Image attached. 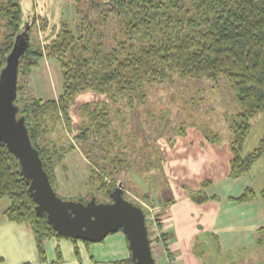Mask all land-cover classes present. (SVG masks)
<instances>
[{"label":"trees","instance_id":"obj_1","mask_svg":"<svg viewBox=\"0 0 264 264\" xmlns=\"http://www.w3.org/2000/svg\"><path fill=\"white\" fill-rule=\"evenodd\" d=\"M88 3L91 9L102 10L101 21L110 17L119 20L120 28L111 39L112 45L107 47L103 34L96 30L87 13L76 23L75 30L63 22L60 29L54 31L53 39L44 43L45 56L55 60L60 68V95L56 100L47 101L30 98L23 105L17 104V97L14 101L18 107L17 117L24 119L32 146L39 153L53 190L56 191L57 187L56 168L60 165L65 167L66 154L75 147H61L57 142L61 143L64 135L56 140L51 135L58 125L64 131L62 122L71 131L70 110L79 95L91 92L105 96V100L80 107L81 126L75 141L87 159L94 162L112 182L126 185V156L114 154V142L110 141L117 135L112 118L120 115V104L128 108L144 104L146 84H161L173 75L180 79L206 78L214 83L220 77L225 79L238 108L227 124L230 176L237 178L248 173L264 151L261 147L263 138L260 147L242 154L252 120L264 112V0H89ZM21 23L20 0H0V26L5 31L0 42V72ZM34 26L35 21L29 29L27 49L19 61L17 75L37 67L38 59L43 57L42 50L34 48L30 41ZM42 29L45 30L44 24ZM113 104L117 109H113ZM100 137L102 154L91 155L83 145L94 149L98 147ZM205 140L219 143L217 135L211 138L205 135ZM98 159L100 163L95 162ZM90 171L87 183L91 184L95 194L109 201L113 186L104 182L92 169ZM4 199L9 203L5 210L6 219L30 226L38 259L45 262L46 240L67 238L52 229L45 214L36 213L35 202L28 192L18 161L0 143V200ZM70 199L83 203L94 199L97 202L94 195L89 199ZM255 199L252 187H246L238 198L231 201L244 203ZM259 199L264 206V188ZM146 227L149 231L147 222ZM157 228L160 231L158 219ZM263 233L264 227L259 228L256 243L260 246L264 243ZM148 237L151 246L153 242L149 232ZM156 239L168 255L164 235L160 232ZM67 240L77 243V240ZM55 254L54 263H60L59 248ZM75 254L78 258L77 247ZM152 255L155 256L154 251ZM155 263L158 264L157 258ZM115 264H131V260Z\"/></svg>","mask_w":264,"mask_h":264},{"label":"rangeland","instance_id":"obj_2","mask_svg":"<svg viewBox=\"0 0 264 264\" xmlns=\"http://www.w3.org/2000/svg\"><path fill=\"white\" fill-rule=\"evenodd\" d=\"M25 1L32 4V12H35V26L32 29L30 41L34 48L42 50L43 57L38 59L37 67L18 75L17 85L20 87L16 96L18 105H23L30 98H42L41 100L43 101L52 100L47 98V96H39L40 92H44L45 95L50 94V87L53 89L50 79L54 83L55 90H59L60 80L58 75H60L61 79V74H58L60 72L59 66L57 75L56 72H52V75L47 79V74L40 62L42 59L48 60L44 53L45 41L53 39L54 31L57 32L63 22H66L75 30L76 23L83 14L87 13L96 30L103 34L107 47L112 45L111 39L120 28L119 20L116 18L110 17L107 21H101L100 13L102 10L91 9L88 3L89 0H22L20 5L22 4L23 22L26 21L25 18H29L27 17L28 8L25 5ZM42 24L45 25V30L42 29ZM4 32V28L0 26V42L3 41ZM52 63L56 64L57 62L52 60ZM144 91L146 93L144 104L136 105L134 108H128L124 104L118 106L120 115L112 118L113 127L117 135L110 138V141L114 142V154H125L126 156L127 167L125 168L124 179L127 184L124 185L123 196L126 200L142 209L143 204L152 205V202L146 194L140 192L143 189L138 184L146 186L144 190H152V192L156 188L161 191L166 189L164 184L166 179L162 176L163 172H165L162 165L164 162L163 154L168 148H172L175 142L178 143L183 140L188 143L193 142L196 139V134L202 135L204 139L205 135L210 138L213 135H217L219 143L213 144V147H217L218 160L223 163L224 156L230 154V133L227 124L231 116L238 110L237 104L223 77L218 78L217 83H214V81L206 78L180 79L173 75L161 84H146ZM99 100H105V96L91 92L79 95L70 110L72 119L71 131L62 122L64 131L58 125L55 129L56 131L52 132L51 138L54 140L58 136L64 135L62 142H57L61 147L71 145L75 147L66 156L78 150L86 159L89 169L88 176L84 181L74 183L73 179H71L64 182L66 185L64 193L56 187L57 196L64 200L73 197L89 199L91 195H94L97 202H108V199L104 198V196L95 194L91 184L87 183L91 169L98 173L104 182L110 184L113 188L116 187L117 183L112 182L94 165V162L89 161L81 146L75 141V136L81 126L80 107ZM112 107L115 109L116 105L113 104ZM263 138L264 112L252 120L249 135L243 145L242 154L246 155L260 147ZM101 141L100 137L96 145L98 147L94 149L88 148L86 145L83 146L90 151V154L92 153L91 155L97 153L100 156L102 154L100 149ZM261 147L264 150V143ZM95 162L100 163L99 159L95 160ZM225 163L227 164V161ZM209 172V168H203L199 165L197 173L193 172V174L195 173L194 175L197 174L202 177L206 174L210 178L211 173ZM245 175L252 177L253 187L258 188L257 190L264 188V151ZM206 180L208 179L206 178L205 182L201 183L203 187L208 182ZM155 181H157L158 186L156 188L153 186ZM148 186H151V188L148 189ZM74 188L76 190L75 193H73ZM3 201L8 202L7 199ZM148 230L153 242L151 247L154 253L155 250L158 251V254L161 250L163 252V248L157 243L156 234L153 233L152 227L149 226ZM261 237L264 240V233ZM77 243L83 242L77 241ZM201 243V248L203 250L207 249V251L201 250L204 254V260H202L204 264L226 263L225 255L218 257L213 242L208 244L207 240H205ZM249 248L250 250L245 252V255L250 257V264L256 263L257 259H260V264H264V243L261 246L254 244L249 246ZM166 260L174 262L169 255H165L161 264H167ZM172 262L171 264H173Z\"/></svg>","mask_w":264,"mask_h":264},{"label":"crops","instance_id":"obj_3","mask_svg":"<svg viewBox=\"0 0 264 264\" xmlns=\"http://www.w3.org/2000/svg\"><path fill=\"white\" fill-rule=\"evenodd\" d=\"M25 5L28 8V19L35 21L32 4L25 1ZM40 63L47 74V79L52 72H56L57 75V63H52L49 59H42ZM58 76L59 90H55L50 79L53 86V89L50 87V94L40 92L39 96H47L54 100L58 98L62 88V78ZM213 146V143L207 142L199 134H196L193 142L188 143L186 140L175 142L174 146L163 154L162 165L165 172L162 176L166 179V182L164 181L166 189L162 191L157 189V181L154 185L151 184L156 188L154 192L144 190L146 186L138 184L143 189L140 192L146 194L156 206L159 230L164 235L168 255L174 260V264H204L201 242L205 240L208 244L213 242L218 257L225 255L227 259L225 264H250V257L245 255V252L250 250L249 246L258 245L257 231L264 227V206L259 199V193L263 188L257 190L258 188L253 187L251 176L232 178L230 154L224 156L222 163L218 160L217 147ZM66 157L65 167L60 165L55 171L57 188L63 193L66 188L64 182L71 179L74 183L84 181L89 173L87 161L78 150ZM199 165L209 168L210 178L206 174L204 177L193 174L197 173ZM206 178L208 182L203 187L201 183L205 182ZM246 187H252L256 194L255 200L244 203L231 201L238 198ZM147 188L150 189L151 186ZM75 192L74 188L73 193ZM203 196L206 199H203ZM8 205L7 201L0 200V264H115L130 258L127 240L119 231L109 234L99 243L89 245L74 244L67 239L50 238L45 242L46 261L40 262L30 226L27 223L8 221L5 217ZM76 247L78 258L75 254ZM57 248L62 257L60 263H54ZM157 252L155 250L154 254L158 264H161L166 253L162 250L159 254ZM256 261L254 264L261 263L260 259Z\"/></svg>","mask_w":264,"mask_h":264},{"label":"water","instance_id":"obj_4","mask_svg":"<svg viewBox=\"0 0 264 264\" xmlns=\"http://www.w3.org/2000/svg\"><path fill=\"white\" fill-rule=\"evenodd\" d=\"M20 26L12 50L0 72V143L18 161L37 214H45L48 224L61 237L99 243L106 236L122 232L127 240L131 264H156L152 255L143 210L126 200L124 185L117 182L108 202L94 199L87 203L57 196L42 167L38 151L32 146L24 119L17 117L18 64L27 49L29 29L34 20Z\"/></svg>","mask_w":264,"mask_h":264},{"label":"built area","instance_id":"obj_5","mask_svg":"<svg viewBox=\"0 0 264 264\" xmlns=\"http://www.w3.org/2000/svg\"><path fill=\"white\" fill-rule=\"evenodd\" d=\"M123 190H125V189H123ZM142 210H143V212L145 214V222H147V224L152 227L153 233L156 234L155 237H159L160 236V231H158V228H157L156 206H154L153 204L152 205L143 204V209ZM156 240H157V243L159 244V246H161L160 241L158 239H156ZM171 262L172 261H170V260H166L167 264H171ZM172 263L174 264V262H172Z\"/></svg>","mask_w":264,"mask_h":264}]
</instances>
